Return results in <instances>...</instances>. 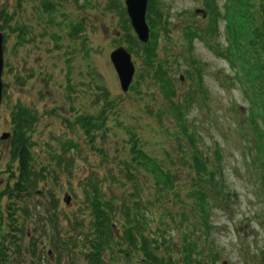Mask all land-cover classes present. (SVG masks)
Listing matches in <instances>:
<instances>
[{
  "label": "rangeland",
  "instance_id": "obj_1",
  "mask_svg": "<svg viewBox=\"0 0 264 264\" xmlns=\"http://www.w3.org/2000/svg\"><path fill=\"white\" fill-rule=\"evenodd\" d=\"M125 2L0 0V12L5 10L13 17L5 31L0 192L7 175L15 170L9 142L1 140L4 133L11 131V111L15 106H26L37 115L31 133V153L35 171L43 170L45 176L40 173L31 196L21 198L15 206L16 215L26 221L25 246L37 245L42 257L41 261L36 257L27 263L88 264L85 253L80 254L78 249L83 248L86 234L92 230L86 196L90 190L86 188L92 187L93 180L101 186L104 199L117 205L118 210L138 199L144 206H153L147 215L154 229L162 216L172 215L164 231L167 243H176V248H180L182 238L190 235V207L172 201L176 195L171 192L185 197L194 182L195 174L178 160L191 147L187 140L174 136L181 129L174 122L171 102L161 92L159 79L154 75L157 63L162 62L168 66L167 74L176 85V92L192 101V107L184 114L201 137L198 146L204 155L224 169L226 191L232 196L213 205L212 232L198 233L200 249L209 256L218 255L217 259L206 256L204 264H264V197L259 171L250 164L245 146V134L252 129L248 100L228 62L208 46L211 42L195 40L191 47L185 37L184 30L189 26L206 28V19L196 13L206 10L204 4L200 0H159L156 7L164 10L169 33L161 32L163 40L154 67L133 55L135 78L130 91L124 93L110 55L120 47L128 50L127 23L128 32L137 40ZM223 2L218 0V5ZM224 23L220 21L219 32L211 39L221 48L226 46ZM194 61L200 62L202 89L197 79L192 82L185 77L184 72L191 70ZM99 87L105 90L110 105L105 95H100ZM102 110L106 111L105 126L86 132L80 116H98ZM129 131L141 140L143 150L172 174V182L159 186L152 172L136 163L130 176L124 165L132 160ZM220 149L223 159L217 162L215 154ZM7 204L0 196V217ZM140 213L146 214V210L143 208ZM50 215L58 219L61 232L50 223ZM185 216L189 221L183 223ZM115 218L121 229L117 234L123 237L126 218L121 214ZM81 225L83 229H78ZM125 242L119 239L116 244L125 249ZM73 244L77 245L72 248ZM180 253L174 255L176 259ZM104 259L107 264L131 263L123 255L115 256L112 250Z\"/></svg>",
  "mask_w": 264,
  "mask_h": 264
},
{
  "label": "trees",
  "instance_id": "obj_2",
  "mask_svg": "<svg viewBox=\"0 0 264 264\" xmlns=\"http://www.w3.org/2000/svg\"><path fill=\"white\" fill-rule=\"evenodd\" d=\"M209 14L206 18V28L194 27V25L186 28L185 37L190 46H193L195 40L211 42L208 44L212 51H216L217 55L227 61L230 68L235 72V81L240 84L242 93L249 103V114L251 116V133L245 134L246 148L248 155L251 157L250 164L259 171V179L261 184V194L264 197V0H224L223 5H218V0H200ZM159 0H150L148 6L147 22L150 25L151 38L148 44L134 40L129 31V23L125 26L128 36V52L141 58L148 67H154L159 56L157 50L163 40L161 32H168V23L165 19V12L160 7H156ZM3 17L0 23V29L9 30L8 25L13 19L5 10L0 12ZM220 21H224V40L226 46L221 48L219 43L211 40L214 35L218 34V25ZM11 31H15L12 30ZM24 32V30H23ZM169 33V32H168ZM75 34V31H74ZM70 34L71 36L74 35ZM167 38V37H166ZM6 39V37H5ZM170 41V38H167ZM7 40V39H6ZM156 78L159 79L161 92L169 99L173 107L172 114L175 118L174 122L181 129L174 136L179 139L187 140L190 152L182 154L178 160L184 163L186 168L191 169L195 174L193 184L185 192V197L174 193L176 199L172 201H181L186 208L190 207V217L192 222V231L190 235H185L182 239L183 243L180 248H176V243H167L165 239V230L170 218L173 216H162L160 223L155 224L154 229L152 222L147 214H150L153 206H144L139 199L130 205L118 206L112 202L106 201L102 195L101 186L96 181H92V187L86 188L90 193L86 192L88 207L91 210L92 224L91 232L86 234L85 242L82 249H78L80 254L85 253V260L88 264H107L104 258L113 251L114 255H123L132 264H204L206 256L217 259L218 255L209 256L197 245L198 233L209 234L212 232L213 226L210 223L213 205H218L221 199H231L232 196L227 193V182L224 178V169L221 165H216L215 160H211L204 155L198 146L199 133L187 121L184 114L192 104V101L186 97H182L180 92H176V85L169 78L168 66L158 62ZM200 62H192L191 70L184 73L185 77L192 82L199 81V88L202 89V69L199 67ZM197 86V84H195ZM100 88V87H99ZM100 95L107 94L103 88H100ZM6 90V89H5ZM4 90V92H5ZM201 92V91H200ZM197 95V92L193 93ZM205 96L207 91H202ZM6 97V92L4 93ZM106 103L110 102L106 99ZM194 103V100H193ZM11 131L9 142V156H11V165L14 171H11L5 180L0 196L7 200L6 212L2 211L0 217V264H28L39 257L37 245L25 246L24 238L28 237L25 230L26 221L16 215L15 207L18 200L31 196L33 190L37 187L38 178L43 176L41 172L35 171V160L32 155V131L36 125L37 115L29 110L28 107L18 105L11 111ZM80 122L83 124L86 132H95L105 126L106 111L98 116L83 115ZM244 122V120L242 121ZM239 127H242L239 124ZM129 150L132 154V160L125 161V169L133 172L134 166L149 170L154 175V180L161 183L172 182V174L164 171L163 164L152 158L147 151L143 150L141 140L133 131L128 132ZM132 141V142H131ZM217 162L221 161V149L216 150ZM168 153L166 152V158ZM170 159V158H168ZM170 165V164H169ZM172 165H175L173 161ZM165 166V165H164ZM41 173V176H40ZM130 176H133L132 173ZM171 188H175L172 183ZM133 197L136 199L138 195L135 193ZM140 197V196H139ZM186 199L187 201H183ZM23 200V199H22ZM134 201V200H133ZM215 202V203H213ZM142 206V207H141ZM55 208V207H54ZM146 210V214L140 213L142 209ZM118 214L124 215L126 225L124 236L117 234L120 231L116 218ZM50 223H53L61 232L63 227L60 226L58 219L50 215ZM116 219V220H115ZM185 216L183 223L188 222ZM172 226V225H170ZM81 226L78 229H83ZM77 230V229H76ZM202 230H204L202 232ZM119 239H125L123 249L116 244ZM68 244V243H67ZM115 244V248L113 247ZM77 244H73L72 248ZM181 252V253H180ZM180 253L181 257L176 259L175 254ZM139 262H136L138 261ZM135 261V262H134ZM28 262V263H27ZM130 263V264H131ZM37 264V263H32Z\"/></svg>",
  "mask_w": 264,
  "mask_h": 264
},
{
  "label": "water",
  "instance_id": "obj_3",
  "mask_svg": "<svg viewBox=\"0 0 264 264\" xmlns=\"http://www.w3.org/2000/svg\"><path fill=\"white\" fill-rule=\"evenodd\" d=\"M126 1V11L128 12L130 23H132V27L134 33L137 34L138 40L142 43L148 44L150 41V26L148 22H146V17L148 13V5L149 0H125ZM196 13L198 15H202L205 18L206 13L204 10H197ZM5 39L4 33L0 29V109L2 106L3 100V73H4V49ZM111 62L115 67L117 76L120 80V85L124 93H128L130 91V86L134 80V75L136 73V66L133 62V55L128 52L124 47L118 48V50L114 51L111 55ZM11 137L10 134L4 133L1 140H7Z\"/></svg>",
  "mask_w": 264,
  "mask_h": 264
},
{
  "label": "flooded vegetation",
  "instance_id": "obj_4",
  "mask_svg": "<svg viewBox=\"0 0 264 264\" xmlns=\"http://www.w3.org/2000/svg\"><path fill=\"white\" fill-rule=\"evenodd\" d=\"M5 70H6V62H5L4 74H5V72H6Z\"/></svg>",
  "mask_w": 264,
  "mask_h": 264
}]
</instances>
